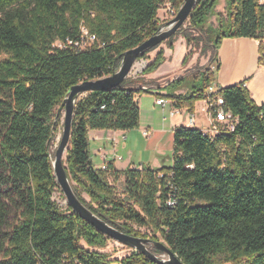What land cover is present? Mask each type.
Returning <instances> with one entry per match:
<instances>
[{"label":"trees","instance_id":"1","mask_svg":"<svg viewBox=\"0 0 264 264\" xmlns=\"http://www.w3.org/2000/svg\"><path fill=\"white\" fill-rule=\"evenodd\" d=\"M218 2L199 0L189 27L202 32ZM258 2L226 0V17L219 20L216 41L210 42L216 69L209 66L158 88L157 99L189 114L198 102L220 97L223 109L237 120L234 131L215 137L197 128H176L171 168L118 171L110 163L96 169L91 160L89 132L138 129L136 96L150 93L147 87H133L127 79L110 92L86 94L76 105L66 171L77 198L122 233L166 244L184 264H264V104L253 101L247 81L210 92L220 71L223 40L259 41V64L264 65V6ZM183 3L0 0V55L6 56L0 60V264H155L134 250L110 261L108 255L86 249L83 243L101 249L110 239L53 201L61 189L51 148L63 127L55 110L73 86L114 75L127 51L157 35L164 4L177 14ZM83 29L97 38L92 48L78 46ZM182 36L187 48L201 43L206 51L201 36ZM174 41L175 36L166 41L168 48ZM191 56L192 51L182 66ZM165 61L161 49L143 75L155 73ZM209 112L215 119L214 109ZM120 175L126 180L124 198L108 181ZM150 250L160 255L154 247Z\"/></svg>","mask_w":264,"mask_h":264},{"label":"rangeland","instance_id":"2","mask_svg":"<svg viewBox=\"0 0 264 264\" xmlns=\"http://www.w3.org/2000/svg\"><path fill=\"white\" fill-rule=\"evenodd\" d=\"M173 9L169 4H164L158 12V18L162 25V28L165 29L171 21L176 17L172 15ZM226 0H219L218 5L215 8L214 14L208 19L206 25L202 32L193 30L189 27L188 21L184 26L177 31L173 36H175V41L173 43V49L168 48L166 42H164L158 49L148 54V59L137 61L134 66V69L129 76V80L133 81V87H147L150 89V93L140 94L136 96V100L141 109V118L142 128H138L132 131H90L89 138V149L91 153V160L96 169H103V159L102 155L98 153V144L94 141L95 133L100 134V139L102 142L113 143L116 141L125 142L128 144L126 149L119 146L117 147V159L118 168L120 171H126L128 169H134L138 167L139 169H148L150 166L152 170H160L163 168H171L173 165V154H174V131L179 127H191V128H201L207 126L208 124V115L205 111L201 109L205 108V104H197L196 112V125L189 126L188 124V113L185 111L181 115L176 116L175 118L170 117L171 110H174L171 106V102L167 101L165 107L157 105L156 100L157 96L155 95L158 91H155V88L151 86H158L151 80V75H143L144 70L149 66L156 58L157 54L161 49H164V52H167L168 61L164 65L165 71H167L172 80L182 78V77H191L196 74L198 71L203 70L206 67L211 66L213 69H216L214 63L211 64L210 58L214 49L211 47L210 42L216 41L217 38V29L219 27V20L226 17ZM186 32L192 37L201 36L206 41V51L202 52V44L194 45L192 44L189 48L186 46V42L182 34ZM223 42L221 43L218 49V60L221 62L219 55L220 49ZM192 51V56L185 66H180L183 58L188 52ZM5 55H0V60L5 59ZM166 58V55H165ZM158 71V70H157ZM156 71V72H157ZM155 72V73H156ZM229 72V68L226 63H224L223 68H220V71L215 74V86L211 89L210 92L216 90L218 87H222V77ZM154 74V73H153ZM188 78V79H189ZM220 83V85H218ZM188 85V84H187ZM186 88H189L188 86ZM157 90V89H156ZM184 90L183 92H186ZM203 102V101H202ZM55 114L58 115V109L55 110ZM61 121H63V113L61 114ZM63 125V122H61ZM149 124V125H148ZM155 126V127H154ZM63 127L60 126L58 129V134L56 139L53 142L51 153L54 157L55 151L59 146L60 137L62 135ZM144 131H150V138H147L143 134ZM127 138V139H126ZM113 156L111 155L110 158ZM121 159H118V158ZM64 163L66 165V154L64 156ZM153 163V166L151 165ZM109 183L114 187L116 194L120 198H124L126 195V180L125 176L120 175V177L115 180L112 177H108ZM86 200L88 198L84 195ZM53 201L56 202L58 207L63 211H66L68 206L67 200L62 193V191H57L53 196ZM134 230L147 233L144 228H139L133 225ZM83 247L91 251H97L109 256L110 261H120L126 257H129L132 253V249L125 247L119 244L116 241L109 240L107 245L104 248H88L84 243Z\"/></svg>","mask_w":264,"mask_h":264},{"label":"water","instance_id":"3","mask_svg":"<svg viewBox=\"0 0 264 264\" xmlns=\"http://www.w3.org/2000/svg\"><path fill=\"white\" fill-rule=\"evenodd\" d=\"M198 1L199 0H184V3L179 9L175 19L169 23L167 28H161L157 35L146 40L135 49L127 51L123 55L119 70L114 75L95 81H85L73 86L63 104L59 108L57 115L60 116L63 113V130L59 146L57 147L53 157L52 165L57 184L64 194L68 206L83 221L95 228L98 232L102 233L110 240L116 241L125 247H129L130 249L143 254L155 264L184 263L166 244L162 242H153L150 239L136 238L122 233L104 222L85 205H83L73 190L72 182L66 171L64 156L69 148L75 109L80 98L89 93L110 92L120 87L131 75L139 56L149 50L160 47L171 36L177 33V31L184 26L186 21H188L191 13L196 8ZM151 247H154L157 251H159L160 255L152 253L150 250Z\"/></svg>","mask_w":264,"mask_h":264},{"label":"crops","instance_id":"4","mask_svg":"<svg viewBox=\"0 0 264 264\" xmlns=\"http://www.w3.org/2000/svg\"><path fill=\"white\" fill-rule=\"evenodd\" d=\"M165 55H166L165 63L161 66V68L156 73L151 75V80H154V82L158 84V86H151L152 89L155 88V91H157L158 88L165 87L166 85H168L170 82L173 81L172 78H170L171 74H169L164 69L165 68L164 65L167 63L168 58H169L166 51H165ZM219 55L221 58L220 68L221 69L223 68L224 63H226L227 67L229 68V72L225 76L222 77V82H221L222 87H228V86L236 85L244 81H247L246 88L250 92L251 98L257 105L259 106L263 105L264 104V65L259 64V58H260L259 42L255 40L247 39V38L225 39L223 40V44L220 49ZM183 60H182V63H183ZM182 63L180 66V70L182 68ZM218 85H220V83H218ZM200 104L202 105L205 104V108L201 110L205 111L206 114L208 115V124L203 129L201 128H197V129L201 131H205L210 127V119H209V114L207 112L206 102L203 101V102H200ZM197 105L198 104L195 105V112L193 114L195 117H196V112H197V107H198ZM171 106L174 109L172 103H171ZM180 111L182 113L185 112L184 110H180ZM142 127H143L142 122L140 121L139 129ZM185 127L191 128L188 126H185ZM145 132L146 131L143 130V134ZM100 134L102 133H95L94 141L98 144L97 146L98 153L102 155V159L104 162L103 167L112 163L114 165V168L120 171L118 168V163H117L118 161L115 158V156L117 155L116 154L117 147L121 146L123 147V149H126L128 147V144L125 142L122 143L119 141L109 143L107 142V140H106V143H104L102 142L103 140L99 138ZM111 155L113 156L112 158H110ZM118 159H121V158L119 157ZM151 165L153 166V163ZM134 169L142 170V169H139L138 167ZM150 169H152L151 166H150Z\"/></svg>","mask_w":264,"mask_h":264},{"label":"built area","instance_id":"5","mask_svg":"<svg viewBox=\"0 0 264 264\" xmlns=\"http://www.w3.org/2000/svg\"><path fill=\"white\" fill-rule=\"evenodd\" d=\"M259 5L264 6V0H259ZM172 15L175 16L176 12L175 10L171 11ZM259 42V41H258ZM97 44V38L95 35L90 34L86 29L82 30V42L79 43V47L81 49H88L92 48ZM264 44V42H263ZM260 45V42H259ZM58 47H61V45H57ZM216 90H213L211 93H215ZM157 105L161 107H165L167 102L164 99H158L156 101ZM207 106V112L209 114V119H210V127L203 131L205 135H208L210 137H215L219 135L222 131H227V132H232L234 131L235 124H236V119L232 116L230 112H226L223 109V102L220 97H216L213 102H206ZM210 109H214L215 112V119L212 117V114L209 112ZM182 112L180 110H173L170 112V117H176L178 115H181ZM188 124L189 126H195L196 125V117L193 114L188 113ZM144 136L147 138H150V133L149 131H146L144 133ZM103 169H106V166L103 167ZM162 177V176H161ZM160 177V178H161ZM168 205L169 206H174L175 202L172 198L168 200ZM68 264H71L68 262ZM72 264H81L78 261H74Z\"/></svg>","mask_w":264,"mask_h":264},{"label":"bare ground","instance_id":"6","mask_svg":"<svg viewBox=\"0 0 264 264\" xmlns=\"http://www.w3.org/2000/svg\"><path fill=\"white\" fill-rule=\"evenodd\" d=\"M65 159V158H64Z\"/></svg>","mask_w":264,"mask_h":264}]
</instances>
